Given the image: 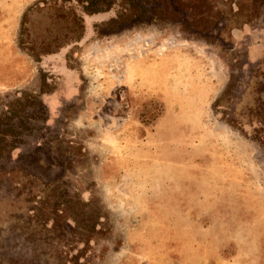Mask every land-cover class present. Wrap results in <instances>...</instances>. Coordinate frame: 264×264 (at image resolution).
<instances>
[{
  "label": "rangeland",
  "instance_id": "1",
  "mask_svg": "<svg viewBox=\"0 0 264 264\" xmlns=\"http://www.w3.org/2000/svg\"><path fill=\"white\" fill-rule=\"evenodd\" d=\"M146 1L0 0V264H264V0Z\"/></svg>",
  "mask_w": 264,
  "mask_h": 264
},
{
  "label": "trees",
  "instance_id": "2",
  "mask_svg": "<svg viewBox=\"0 0 264 264\" xmlns=\"http://www.w3.org/2000/svg\"><path fill=\"white\" fill-rule=\"evenodd\" d=\"M78 4L81 6V10L86 13V14H91V13H96V12H101V11H106L112 6L116 0H75ZM134 1L135 0H128L129 4H133L134 6ZM144 3H147L148 1L142 0ZM122 2V1H121ZM132 6V5H131ZM135 10L132 12V17H140L144 13L145 9L142 6V4H137L134 8ZM154 11V10H153ZM126 16V13H120L118 15V19L120 21H123L124 16ZM78 19L81 20V17L78 16ZM115 20V19H113Z\"/></svg>",
  "mask_w": 264,
  "mask_h": 264
}]
</instances>
